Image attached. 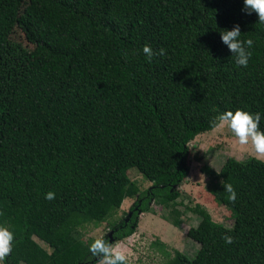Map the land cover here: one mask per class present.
I'll list each match as a JSON object with an SVG mask.
<instances>
[{
	"label": "trees",
	"instance_id": "16d2710c",
	"mask_svg": "<svg viewBox=\"0 0 264 264\" xmlns=\"http://www.w3.org/2000/svg\"><path fill=\"white\" fill-rule=\"evenodd\" d=\"M45 1L33 32L19 16L22 0H0V225L16 237L3 264H96L95 238L81 228L135 196L100 237L118 241L151 200L174 205L188 142L217 115L258 112L264 130V23L244 0ZM236 24L254 42L247 67L221 40ZM15 25L30 47L10 38ZM145 44L166 55L149 63ZM201 169L232 224L196 204L186 234L198 247L191 256L175 249L166 264H264V163L227 156L218 170ZM222 181L235 188L234 204Z\"/></svg>",
	"mask_w": 264,
	"mask_h": 264
},
{
	"label": "rangeland",
	"instance_id": "374dc122",
	"mask_svg": "<svg viewBox=\"0 0 264 264\" xmlns=\"http://www.w3.org/2000/svg\"><path fill=\"white\" fill-rule=\"evenodd\" d=\"M47 9L48 2L45 0H22L19 16L26 21L30 30L37 32L44 21ZM10 38L28 47L31 46L17 25L13 27ZM188 145L189 172L178 185L180 194L172 205L179 212L176 213L171 205H163L151 200L150 211L138 213L135 230L121 240L112 241L119 243L127 251L128 261L131 263L166 264L175 249L189 256L193 255L198 243L187 236L186 230L198 221V215L190 209L196 204L204 207L214 220L226 226L232 224L230 209L226 205L217 203L210 193L214 179L201 167L206 164L218 170L227 156L244 159L249 155L245 154L242 158L239 156L234 147V137L226 128L213 127L200 132L188 142ZM127 172L140 190L149 185L150 182L137 172L135 167H129ZM134 200L135 196L125 197L120 206L112 208L104 218L84 225L81 228L82 237L88 240L109 234L112 225L125 215ZM174 219L177 223L173 222Z\"/></svg>",
	"mask_w": 264,
	"mask_h": 264
},
{
	"label": "clouds",
	"instance_id": "9594fccd",
	"mask_svg": "<svg viewBox=\"0 0 264 264\" xmlns=\"http://www.w3.org/2000/svg\"><path fill=\"white\" fill-rule=\"evenodd\" d=\"M244 10L248 15L253 12L258 16L259 23H264V0H244ZM222 42L227 45L230 52L236 57L238 66L247 67L252 56L250 49L254 42L252 39L241 40V29L239 24L233 26L231 30L220 32ZM149 63L156 56H165L166 51L160 48L154 50L150 44L143 47ZM261 114L250 113L241 109L235 112L229 110L217 115L213 120V127L228 129L234 137V147L242 158L245 154L251 156L256 161L264 163V130L260 127ZM224 191L228 193L227 199L231 203L237 200V192L231 183L221 182ZM45 199H55L54 192L45 194ZM2 214V213H0ZM16 237L8 227L0 225V262L6 260L11 254L13 242ZM225 243H234V238L230 235L222 237ZM91 257L96 259V264H128V253L119 243L111 242L105 238H96L89 246Z\"/></svg>",
	"mask_w": 264,
	"mask_h": 264
}]
</instances>
